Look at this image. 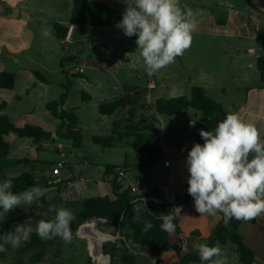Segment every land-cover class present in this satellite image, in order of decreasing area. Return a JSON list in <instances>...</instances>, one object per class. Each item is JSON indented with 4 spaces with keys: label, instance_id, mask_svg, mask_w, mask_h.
<instances>
[{
    "label": "crops",
    "instance_id": "obj_1",
    "mask_svg": "<svg viewBox=\"0 0 264 264\" xmlns=\"http://www.w3.org/2000/svg\"><path fill=\"white\" fill-rule=\"evenodd\" d=\"M91 1L95 3L112 2L114 4L113 22L110 27L117 25L116 20L122 16L126 7L123 0ZM179 4L181 6L187 5L191 9V18L196 22V29L192 36L205 38V40H211L212 43L219 44L218 47L213 49L223 52L231 60L229 65L233 71L230 76L232 77L233 85L229 88L226 86L222 87L221 93L227 96L230 91L234 95L242 94L247 96L246 102L233 113H239L244 120L254 123L260 131L262 139H264V88L257 66L258 58H264V44L260 43L264 42V40L257 39L258 32L264 28V0H179ZM72 8L73 0H0V75L2 73H11L15 76L14 89L6 90L0 88V105L6 104L4 110L0 111V116H8L17 126L22 127L27 124L40 126L46 131L53 133L54 139L58 138L56 132L60 121L55 118L59 121V124L52 127V129L46 127V125H39L35 115V103H39L45 108L50 103L49 101L41 100L40 95L49 91L51 82L47 75L52 72L57 58L60 57L58 45L62 44V42L56 37L55 24L58 23L66 27L72 25L70 24ZM42 26L51 29L52 34L50 37L42 36ZM78 28V26L74 25L72 40ZM117 31L113 34L115 37L130 40L121 29L118 28ZM79 62L80 60H76L75 66L79 67ZM100 65L102 66V63ZM100 65L98 67H101ZM103 66L108 65L104 64ZM60 67L62 74L66 77L68 75L66 59L60 61ZM35 71L39 72L46 81L38 80ZM71 77L74 78V76ZM135 87L145 88L146 85L125 86L118 98L123 95L125 90ZM205 90L207 91V89ZM85 98L89 99L90 96ZM158 98L160 97L156 99ZM25 101L28 103V107L18 108L16 111L11 110V105L15 102L21 104ZM63 108L65 109V107ZM185 113H188V110L180 114L186 115ZM195 115L194 126L186 125L185 129L177 133L178 135L171 140L172 142L166 143L160 133V140L157 147L150 153V158L143 156L144 163L135 167L137 174L145 176L147 191L157 189L163 203L174 202L186 192L187 181L190 176L186 166L188 151L191 150L194 143L203 145L198 139L194 138V132L199 128L204 116L201 112ZM161 116H158V118ZM10 135L5 137L8 142H10ZM19 139L23 141L16 143L13 159L9 158L10 154L6 158L10 164L15 162L17 165L22 164L20 156L26 150L34 151L35 147L36 152H33L31 159L37 161L41 155L38 148L41 146L43 150H46L47 143H49V141H45V143L41 142L39 145H35L32 138ZM10 144L11 150H14L15 145L11 142ZM166 160L171 161L169 167L164 166ZM21 173L23 171H20L19 175ZM62 175L59 179H64ZM107 176L109 179L110 175ZM74 178L78 177L72 175L65 178V180ZM65 182L61 185H52L48 189L47 203L52 199L51 194L48 195V193L53 191L58 194V188H63ZM88 182L87 180V184ZM104 183L110 184L112 187L111 180H107ZM87 184L81 189H87ZM59 193L61 195V192ZM104 196L113 197V191L111 194L97 197ZM182 206L181 215L176 219L180 232L169 235V241L172 245H178L181 248L182 240H184L188 251H190L193 250L194 241L207 244V239L213 234L214 229L220 222L222 213H217L215 216L200 215L195 210L194 201ZM100 223L104 222L98 220L92 225L91 223L88 225H90L91 235L98 232L101 236L99 237L100 242H104L109 237H106L105 234L98 230L97 226ZM240 234L244 245L254 255L252 264H264V213L257 216L254 223H243L240 227ZM110 237L112 238V236ZM114 243L119 247L124 243L128 254L136 257L133 264H181L176 251L172 248H166L163 253V260L157 263L147 248L141 247L130 240L118 238V242L114 241ZM216 245L224 250L229 264H240L241 254L235 246L231 244L225 246ZM91 254L92 252L87 255L81 264H96L93 262ZM75 257L70 255L63 258L60 254H54L49 260H45L44 263L75 264L74 262L77 261ZM6 259L0 260V264ZM96 260L98 264H102L104 260L102 250L99 251L98 248ZM199 264H202V262ZM203 264L206 263L203 262Z\"/></svg>",
    "mask_w": 264,
    "mask_h": 264
},
{
    "label": "rangeland",
    "instance_id": "obj_2",
    "mask_svg": "<svg viewBox=\"0 0 264 264\" xmlns=\"http://www.w3.org/2000/svg\"><path fill=\"white\" fill-rule=\"evenodd\" d=\"M117 30L116 25L110 28H97L91 27L87 23L83 29L78 28L75 31L71 44L67 46L59 44L60 57L57 58L52 72L47 75L51 82L49 91L40 95L41 100L47 102L58 100L61 93L65 91L62 84L70 82V90L64 107L66 110H76L80 118L82 148H76L71 140H63L58 137L47 143L46 150L40 146L41 155L37 161L31 159L33 152H36L35 147L34 151H24L23 155L20 156L22 163L20 165H17L16 162L10 164L7 160L2 162L4 173L8 176L17 177L20 171H31L33 168L37 171L34 174L36 178L52 179L55 185H61L59 178L52 177L51 170L58 162L63 161V178L72 175L84 177L89 181L87 189L64 191L63 188L59 187L58 191L61 192V195L59 192L57 194L53 191L48 193L52 196L49 203L46 200L45 204L34 202L30 206L17 207L8 213V216L14 219L15 225L29 221L35 229L37 221L49 220L54 215L53 213L48 216L43 215L50 204L62 205L70 209L75 214L76 219L74 221H76L79 214L86 210L89 199L112 193L111 185L104 182L114 180L115 175H110L108 179L106 167H115V172L117 169L129 171L131 168L141 166L144 163L143 156L134 151L133 137L131 136L107 148L93 141L94 137L111 136L113 122L125 123V119L128 117L127 109L120 108L112 116H103L99 113V107L103 104L112 103L121 95L125 86L147 85L150 77L145 71L136 40L115 37L113 34L118 32ZM260 43L264 44V42ZM218 46L219 44L212 43L211 40L193 37L191 46L184 52L183 56L177 57L175 63L154 74L158 86L152 93V105L157 97H190L191 87L197 85L207 89L209 96L221 104L229 114L241 107L246 102L247 96L234 95L230 91L227 96L221 93L222 87H232V77L230 76L233 71L229 65L231 60L223 52L213 49ZM63 59L67 60V71L75 66L76 60H80L79 67H84V73L79 77H67L68 75L65 77L60 67V61ZM104 64L108 66H103ZM99 65L101 67H98ZM84 96H90V98L85 101ZM35 105V115L39 125H46L50 129L58 126L59 121L52 117L43 105L39 103H35ZM22 107H28V103L26 101L21 104L15 102L11 105V110L16 111ZM138 109L137 116L133 117L134 124L142 122L144 125H149L152 117L157 116L153 110L147 108L143 110L141 107ZM142 114L145 118H141ZM185 114L160 117L158 127L161 137L166 143L172 142L171 140L178 135L177 133L184 130L186 125L190 126V123L194 122L195 114H200V112L189 109L188 113ZM122 126L121 130H124L125 124ZM197 131L198 129L195 130L194 135ZM9 138V141L15 145H13L14 150H11L9 156L10 159H13L16 143L23 140L14 134H11ZM43 142L45 143V141ZM118 182L122 184L123 188L129 187L127 181ZM94 220L84 221L73 232L74 236L70 244L63 243L59 237L49 240L50 244L43 263L45 260H49L52 255L60 254L63 258L70 255L76 256L77 261L74 263L81 264L92 252L91 258L93 262L98 264L94 258H97V243L101 236L98 232L91 235L90 225H88ZM14 226L10 231L14 229ZM97 228L106 237H109L102 242L104 247L109 248L112 244L117 245L114 241L118 242L120 237L115 234L117 232L115 225L104 222L100 223ZM122 244L120 247H125L124 243ZM35 253L36 250H32L23 256H18L15 253V248L10 247L7 252V259L1 264H32L31 258ZM119 255L120 253L115 258L114 264H123L119 260ZM205 263L211 264V262Z\"/></svg>",
    "mask_w": 264,
    "mask_h": 264
},
{
    "label": "trees",
    "instance_id": "obj_3",
    "mask_svg": "<svg viewBox=\"0 0 264 264\" xmlns=\"http://www.w3.org/2000/svg\"><path fill=\"white\" fill-rule=\"evenodd\" d=\"M114 15V4L112 2L95 3L91 0H73V8L70 17V24L78 26L83 29V26L87 23L91 27L108 28L112 25ZM122 19L118 17L116 23ZM69 30V27L61 24H55L56 37L59 41H62ZM130 40H136L137 36L128 37ZM258 40H264V28L258 32ZM63 64V61H62ZM258 70L262 85L264 88V58L259 57L257 61ZM35 75L38 80L46 81L45 78L37 71ZM75 75L74 77H79ZM15 86V76L11 73H2L0 75V88L6 90H12ZM64 92L61 94L58 100L50 102L46 105V109L50 114L60 121L57 137H61L63 140H71L76 148H82V131L79 127L80 118L76 110H65L64 104L68 97L70 90V82L63 84ZM145 88L135 87L129 90H125L123 95L109 104H103L99 107V113L104 116L113 115L118 109H128V117L125 119V123L120 121L113 122L112 135L108 137H94L93 141L96 144H100L103 147H112L118 141H122L126 137H133V148L135 152L141 156L150 158V153L157 147L160 140L159 132V120L155 116L152 117L149 125H144L142 122L134 124L133 117L137 116L136 113L139 110L138 107L145 110H153L158 115L174 116L183 113L189 109L201 112L204 116L200 122L198 131L201 129L214 130L218 122L225 119L229 114L224 107L212 99L207 91L200 86H193L191 89L190 97L180 96L173 98H158L153 105H149L145 99ZM84 100L87 99L84 96ZM6 104L0 105V111L4 110ZM141 118H145L142 114ZM125 124L124 130L122 125ZM156 128V132H155ZM14 134L18 138H32L35 145H39L43 141L53 140V133L46 131L40 126L27 124L25 126H17L8 116H0V181L4 179H12L13 191L16 193L22 192L27 188L32 187L38 183L39 186L48 189L54 185L52 179L48 178H36L35 169L21 173L17 177L8 176L4 173L2 162L6 160L11 151V144L6 140V136ZM198 140L201 143L204 141L201 139L198 133ZM39 150V148H38ZM251 159V156L249 157ZM107 175H115V167H106ZM67 180V179H66ZM60 179L61 184L66 181ZM186 192L177 198L174 202L163 203L159 197L157 189L146 191L141 195L131 194L129 189H122V184L118 182V178L115 176L112 180L113 197H95L89 200L88 206L85 211L81 212L76 221L72 222V233L77 230L80 225L88 220L95 219V221H103L105 223H111L117 228V234L120 238L130 240L141 247L147 248L151 256L157 261V263L163 260V253L166 248H172L176 251L177 256L180 259L181 264H199L201 261L194 250L188 251V253L182 255L181 248L178 245H172L169 241V234L160 229L162 221L158 219L161 213H167L170 209L176 206L190 203L193 198ZM46 196L37 201L38 204H45ZM146 201V207H143V201ZM136 205L141 206L139 213L135 214V220L133 219V207ZM257 217L252 220H236L232 219L228 226L223 223V214L220 222L213 231V234L207 239L209 246L220 244L225 246L231 244L236 247L238 251L245 252L244 255H240V264H252L254 262L253 253L244 245L243 238L240 234V227L243 223H254ZM145 220L153 222L154 227L148 232H143V224ZM176 230L175 233H179L177 221H175ZM15 225V221L12 217L6 215L3 221H0V235L9 232ZM113 233V235H115ZM49 240H42L38 237L34 231L31 234L29 241L23 243L19 248H15V253L18 256H23L32 250H36L35 255L31 258V263L44 264V257L49 247ZM10 245L7 246V251L0 253V260H4L7 257V252L10 249ZM98 250H102L104 257L102 264H114L115 258L119 255V260L123 264H133L136 257L128 254V250L125 247H119L112 244L109 248L102 245V242H98ZM125 251V253H122Z\"/></svg>",
    "mask_w": 264,
    "mask_h": 264
},
{
    "label": "clouds",
    "instance_id": "obj_4",
    "mask_svg": "<svg viewBox=\"0 0 264 264\" xmlns=\"http://www.w3.org/2000/svg\"><path fill=\"white\" fill-rule=\"evenodd\" d=\"M126 4L122 19L116 27L125 36H137L136 44L146 73L151 76L183 56L191 46L196 22L187 5L179 0H123ZM42 36L50 37L51 29L42 26ZM191 122L190 126H194ZM203 145L194 143L188 151L186 166L190 173L188 194L194 200V207L200 215L223 214V223L228 226L232 219L252 220L264 213V139L257 126L244 120L239 113L227 114L214 130L199 131ZM251 156V159L249 158ZM79 191L82 182H75ZM12 179L0 181V221L20 206H30L45 197L47 189L38 183L22 192L13 190ZM146 207V201H143ZM182 205L161 213L160 229L169 235L175 233V221L181 215ZM141 210L133 207V219ZM51 219L37 221L35 229L29 221L14 226L12 231L0 235V253L7 246L19 248L29 241L33 231L42 240L59 237L65 244L73 239L71 229L75 214L68 208L50 204L43 213ZM154 227L145 220L143 232ZM193 250L200 261L211 264H229L224 250L218 246L193 242Z\"/></svg>",
    "mask_w": 264,
    "mask_h": 264
},
{
    "label": "built area",
    "instance_id": "obj_5",
    "mask_svg": "<svg viewBox=\"0 0 264 264\" xmlns=\"http://www.w3.org/2000/svg\"><path fill=\"white\" fill-rule=\"evenodd\" d=\"M74 30V25L69 26V30L66 34V37L61 41L64 46H67L72 43V32ZM69 76H74L78 74L84 73V67L73 66L67 71ZM157 88V82L155 79V75H151L148 79L147 85L145 87V99L147 104L152 105V93ZM157 114V118H158ZM160 122V118H158ZM171 161L166 160L164 162L165 167H169ZM64 169V162H58L51 170L53 177L60 178L62 175V170ZM115 176L118 178V181H127L129 182V187L127 189L130 190L131 194L133 195H141L147 191V180L144 175L137 174L135 168H131L129 171L124 169H117ZM80 181L82 182V187L87 184V180L83 177H78L74 179H69L64 183L63 190L68 191L75 189V182ZM55 185V184H54ZM183 242L181 243V254L184 255L188 253L187 246ZM96 260V258H94ZM97 261V260H96Z\"/></svg>",
    "mask_w": 264,
    "mask_h": 264
},
{
    "label": "water",
    "instance_id": "obj_6",
    "mask_svg": "<svg viewBox=\"0 0 264 264\" xmlns=\"http://www.w3.org/2000/svg\"><path fill=\"white\" fill-rule=\"evenodd\" d=\"M198 133H199V131H197L196 133H195V135H194V138L195 139H198ZM55 136V135H54ZM240 254L241 255H244L245 254V252H243L242 250L240 251Z\"/></svg>",
    "mask_w": 264,
    "mask_h": 264
},
{
    "label": "bare ground",
    "instance_id": "obj_7",
    "mask_svg": "<svg viewBox=\"0 0 264 264\" xmlns=\"http://www.w3.org/2000/svg\"><path fill=\"white\" fill-rule=\"evenodd\" d=\"M94 222H95V220H94L93 222H91V225H92ZM97 248H98V246H97Z\"/></svg>",
    "mask_w": 264,
    "mask_h": 264
}]
</instances>
